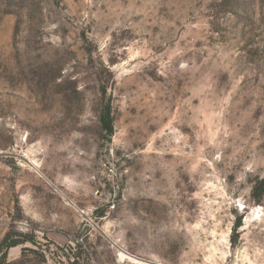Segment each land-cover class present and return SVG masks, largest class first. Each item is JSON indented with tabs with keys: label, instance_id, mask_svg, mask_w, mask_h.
I'll return each instance as SVG.
<instances>
[{
	"label": "rangeland",
	"instance_id": "rangeland-1",
	"mask_svg": "<svg viewBox=\"0 0 264 264\" xmlns=\"http://www.w3.org/2000/svg\"><path fill=\"white\" fill-rule=\"evenodd\" d=\"M6 237L4 264H264V0H0Z\"/></svg>",
	"mask_w": 264,
	"mask_h": 264
},
{
	"label": "trees",
	"instance_id": "trees-1",
	"mask_svg": "<svg viewBox=\"0 0 264 264\" xmlns=\"http://www.w3.org/2000/svg\"><path fill=\"white\" fill-rule=\"evenodd\" d=\"M102 97H103V110H102V114L100 117V123L102 125V129L105 132H107V134L112 136L113 132H114V125H113V118H112V105L110 103V99H107V91L105 88L102 90ZM240 225H241V223L239 222L235 229L237 230V228L240 227ZM8 240H9V238L6 237V239L4 240V243H3L2 247L0 248V250L4 249L3 246H5V244L7 243ZM27 243L34 244V240L29 239L27 237H25V238L23 237L22 240L13 242L11 245L7 246L5 249H10V248L16 247L18 245H23V244H27ZM23 251L24 252H26V251L32 252L33 250L25 248ZM0 261H1L0 264H4L5 263V256Z\"/></svg>",
	"mask_w": 264,
	"mask_h": 264
}]
</instances>
